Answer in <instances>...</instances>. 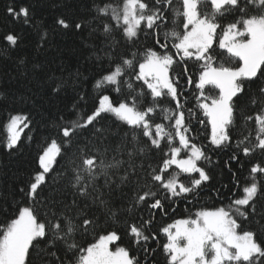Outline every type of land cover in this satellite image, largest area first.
Listing matches in <instances>:
<instances>
[{
	"label": "trees",
	"instance_id": "obj_1",
	"mask_svg": "<svg viewBox=\"0 0 264 264\" xmlns=\"http://www.w3.org/2000/svg\"><path fill=\"white\" fill-rule=\"evenodd\" d=\"M145 2L150 8L159 7L155 0ZM123 3L124 0H0V236L24 207L33 209L39 222L55 223L54 214L61 213L77 224H82L81 217L94 221V226H90L87 232L81 228L67 241L56 239L49 230L47 238H37L29 247L25 264H78L79 248L86 249L101 235L113 231L120 237L117 245L128 250L130 257H135L140 264H170L169 253L163 247L168 242V235L162 229L178 220L194 219L197 212L227 207L244 195L242 189L246 184L252 183V166L264 167V152L257 149L245 156L242 148L237 146L249 134L255 142V119L247 121L246 117H254L264 107V96L260 93L264 88V72L258 71L256 77L244 80V91L233 97L231 142L218 148L211 143L209 118L199 104L210 105L212 99L219 98L220 90L212 84H206L203 90L196 87L204 62L194 58L180 60L176 56V62L168 69L169 79L178 81L179 100L190 129L186 135L192 144L202 148L206 157L199 160L198 166L210 177L191 193L168 197L157 185L153 191H158L156 198L161 200L162 209H151L147 203L136 204L137 193L145 184V174L158 169L163 159L169 158L164 156L169 151L168 141L162 140L161 148L157 149L151 146L141 130L110 113H101L91 126L76 129L71 144L66 142L61 128L86 120L99 106L101 96L108 95L116 105L125 100L130 89L124 80L130 78L137 91L143 87L146 96L138 97V100L143 99L140 110L153 104L150 90L143 81L135 79L131 69L126 70L121 79L120 91L116 90V85L95 87L96 81L121 63L122 58L135 57L134 71L138 72V64L143 61L147 49L163 51L156 45V29L148 30L142 23L137 36L128 39L123 28L117 27L111 19V11L107 16L97 12V6L122 8ZM9 7L14 13L26 8L28 15L9 13ZM240 7L247 11L241 13L232 9L219 18L218 23L226 26L242 18L264 15V7L258 3L241 0ZM176 8L182 11L181 0H172V7L164 9L168 19L166 26L159 28L161 42H164L165 32L175 30L183 34L184 17L174 14ZM201 11H210V6H202ZM61 19L68 27L58 23ZM105 24L112 26L111 32L104 31ZM238 27L243 26L238 24ZM222 33L223 29H218L214 37L211 53L215 57L214 66L224 64L239 68V58L229 57L227 51L219 47ZM9 34L16 37L15 44L5 39ZM172 42L169 40L168 44L174 53ZM189 76L191 84L188 83ZM163 91L165 94L155 101L159 107L150 115L153 123L169 126L162 109H175L176 101L166 94L167 90ZM14 115L26 117L23 125L26 123L27 127L22 126L16 146L9 148L6 125ZM169 130L172 129L169 127ZM53 140L60 146V152L49 173L45 174V183L32 199L28 189L36 173L41 171L39 156ZM174 146L179 147L178 138ZM140 148H144L143 153ZM81 150L88 155H97L105 164L122 162L117 167L108 168L107 176L98 175L86 196L78 191L82 185L73 187L74 168L80 163ZM233 155L237 156L236 160L232 159ZM132 166H135V174H131ZM126 173L129 178L125 181L122 177ZM233 173L240 181L239 188ZM173 174H178V179L186 186H191V180L199 176L198 173H182L179 168L171 166L165 178ZM256 181L264 183V173H257ZM254 199L256 214L247 220L236 217L241 224L238 231H252L257 243L264 246V191ZM133 224L140 227L149 239L136 243L130 233ZM73 242L78 245L77 249H69L68 245ZM257 264H264V258Z\"/></svg>",
	"mask_w": 264,
	"mask_h": 264
},
{
	"label": "snow or ice",
	"instance_id": "obj_2",
	"mask_svg": "<svg viewBox=\"0 0 264 264\" xmlns=\"http://www.w3.org/2000/svg\"><path fill=\"white\" fill-rule=\"evenodd\" d=\"M247 2L258 3L259 6L264 7V0H247ZM240 3L241 0H181L182 11L180 8L173 11L177 17L181 15L184 17L183 34L175 30L165 32L164 42L159 39V28L161 25L166 26L168 17L164 9L172 7V0H155V5H159V7L151 8L145 0H124L122 8H115L111 5L97 6L99 15L107 16L111 11V19L116 22L117 27L123 28L124 35L128 39L137 36L142 23L148 30L156 29V45L163 51L158 52L154 48L147 49L143 61L138 64V72L134 71L135 57L132 59L122 58L121 63L116 64L114 68L96 81L95 87L116 85V90L120 91L121 79L126 70L131 69L135 79L143 81V84L150 90L153 104L140 110L143 99L138 100V97L143 98L146 93L143 87L137 91L129 78L123 81L130 89L125 100L116 105L110 101L108 95H103L100 97L99 107L91 115H88L86 120L82 123L73 122L71 127L65 125L61 131L66 142L70 145L71 137L75 135L76 129L87 128L101 116V113L110 112L118 120L133 126L134 129L141 130L143 136L151 142V146L157 149L161 148L162 140L166 139L169 151L165 152L164 156L169 158L163 159V164L158 169H152L151 172L145 174V184L137 193L136 204L147 203L151 209H162L161 200L156 198L159 193L153 191L157 185L160 190L167 193L168 197H178L191 193L201 186L202 182L210 178L204 169L198 167L196 163L198 160L206 158L202 148L192 144L186 135L190 129L185 122L183 106L179 100L178 81L173 82L168 78V69L176 62L174 57L178 56L180 60L194 58L196 61L204 62L203 71L200 73L196 87L203 90L206 84H212L219 88L220 95L219 98L212 99L210 105L200 103L199 107L204 110L211 123V143L218 148L230 144V126L234 116L233 97L244 91V80L256 77L258 71L264 72V68H262L264 66V15L242 18L240 21L226 26L218 23L219 18L232 9L245 13L247 9L241 8ZM202 6H210V11L202 12ZM8 12L14 13V9L9 7ZM14 14L27 17L28 10L21 8L19 13ZM58 23L68 27L62 19ZM238 24H242L243 27H238ZM76 27L79 28L80 25L77 24ZM218 29H223L219 39L220 49L226 50L229 57L239 58L242 62L239 68L227 67L224 64L219 67L214 66L215 57L211 53L214 49V37L217 35ZM104 31L111 32L112 26L105 24ZM5 39L13 44L16 42V37L13 34L7 35ZM169 40H173L171 48L175 49L174 53L169 49ZM188 83H192L191 76L188 78ZM165 89L167 90L166 94L176 101L175 109H162L164 119L170 122L169 126L153 123L150 115L155 113L159 107L155 101L165 94L163 91ZM260 93L264 96V88L260 89ZM201 96H203V92H201ZM255 103L256 101L253 100V104ZM21 119L26 120L27 118L12 116L11 127H15ZM253 119L256 124L255 142H252L251 134H249L237 145L238 148H242L245 156L252 154L257 149L264 152V107L254 117H246L247 121ZM23 127H27V124L25 123ZM169 127L172 129L171 131ZM21 131L23 128L9 137L7 147L16 146ZM177 138L179 147L174 146V141ZM182 149H189L186 159L177 158ZM139 151L143 153L144 148H140ZM59 152L60 146L53 140L39 156V165L42 171L36 173L28 189V195L32 199H35L37 189L45 183V174L51 170ZM81 152L83 155L80 163L74 168L75 184L73 187L82 185L78 191L80 195L86 196L89 188L94 187L98 175L107 176L108 168L117 167L122 162L115 161L105 164L103 159H99L97 155H88L84 150ZM132 155L130 152L129 156ZM232 159L236 160L237 156L233 155ZM172 165H176L182 173H198L199 176L191 180V186H186L181 182L178 179V174L165 178ZM132 168L131 174H135V166ZM257 173H264V167L259 164L252 166L250 170L252 183L246 184L242 189L244 195L234 199L227 207L197 212L195 219L178 220L175 224L162 229L168 235V242L163 247L165 252L169 253L170 264H257L261 258H264V246L257 243L252 231L239 232L241 224L236 218L247 220L256 214L254 198L264 191V183L256 181ZM233 177L236 179L237 188H239L240 181L237 174L233 173ZM128 178V173L122 177L125 181ZM150 200L152 202L148 203ZM53 218L56 220L55 223L51 221L39 222L33 209L22 208L18 217L10 222L3 231V235L0 236V264H25L29 247L37 238H47L49 230L55 234L56 239L67 241L74 232L81 228L87 232L90 226H94L93 220L81 217L82 224H77L63 213L54 214ZM145 223H150V221H145ZM173 228H175L174 232L171 230ZM130 233L135 237L136 243L149 239L143 230L135 224L130 227ZM119 238L113 231L107 235H101L95 243L89 244L86 249L79 248L81 254L78 264H140L135 257H130L128 250L124 247L116 248L115 252L109 250V243L117 241ZM68 247L77 249L78 245L73 242ZM53 255L55 254L53 253Z\"/></svg>",
	"mask_w": 264,
	"mask_h": 264
},
{
	"label": "rangeland",
	"instance_id": "obj_3",
	"mask_svg": "<svg viewBox=\"0 0 264 264\" xmlns=\"http://www.w3.org/2000/svg\"><path fill=\"white\" fill-rule=\"evenodd\" d=\"M240 28H242V27H240ZM190 30V29H189ZM241 64H242V62H241ZM168 78H169V73H168ZM166 90V89H165ZM99 107V106H98ZM107 113H110V112H107ZM110 114H112V113H110ZM113 115V114H112ZM16 116H19V115H16ZM20 117H22V116H20ZM23 118V117H22ZM23 122H24V120L23 119H21V121L15 126V127H11V119H10V121H8V123H7V125H6V131H7V134H8V140H9V137L11 136V135H13L16 131H18L20 128H22V126H23ZM210 122V121H209ZM210 126H211V123H210ZM10 127H11V130H10ZM21 133V132H20ZM20 133H19V135H20ZM211 136H212V126H211ZM7 144H8V141H7ZM180 146V145H179ZM49 147V146H48ZM47 147V148H48ZM188 155H189V149H182V151H181V153L179 154V156L177 157L178 159H186L187 157H188ZM57 156V155H56ZM198 162H199V160L196 162L197 163V165H198ZM172 166H175V167H177L176 165H172ZM199 167V166H198ZM178 168V167H177ZM41 171H42V169H41ZM208 211H212V210H208ZM196 218V217H195ZM194 218V219H195ZM187 220V219H186ZM173 224H175V223H173ZM173 224H171V225H173ZM173 232L175 231V228H173V229H171ZM167 234V233H166ZM181 243H184V241H181ZM108 247H109V250L110 251H112V252H115V250H116V248H118V247H120L119 245H117V241H113V242H110L109 243V245H108Z\"/></svg>",
	"mask_w": 264,
	"mask_h": 264
}]
</instances>
